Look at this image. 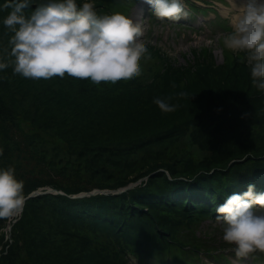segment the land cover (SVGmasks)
I'll return each instance as SVG.
<instances>
[{
    "label": "rangeland",
    "instance_id": "374dc122",
    "mask_svg": "<svg viewBox=\"0 0 264 264\" xmlns=\"http://www.w3.org/2000/svg\"><path fill=\"white\" fill-rule=\"evenodd\" d=\"M5 2L6 0H0V62H5L7 54L4 50L7 48L10 52L9 40L13 35L3 24L10 11L3 9ZM48 2L49 0H31V6L25 9V14L30 15L36 6ZM142 3L145 2H140L133 8L130 18L141 24L143 35L140 39L145 46L161 48L179 65L187 64L188 58L192 59L193 50L211 47L217 63L224 62L223 35L228 32L218 25L208 23L215 16L213 12L208 14L209 17L203 18L197 14L196 18L191 19L189 24L198 29L195 30L184 25L177 26L180 21H187V17L179 21H161L151 17V7L147 5L142 9ZM234 3L240 5L246 2L230 0L232 8ZM196 4L200 5V1ZM217 9L225 18L230 13L229 21L232 26L231 20L235 12L220 5ZM11 59L14 58H9V67L6 68L11 77L6 75L9 77L8 82H0V91H7L11 86L13 106H17L19 110L24 109L26 114L21 113L22 119L18 123L7 124L10 129L5 131L7 134H0V149L3 150L0 155V170L13 167L16 178L24 182L23 191L64 195L85 200L97 207L134 215H137L136 212L148 214L149 210L138 196L153 191L157 184H165V188L166 179L169 182L186 181L193 174L202 175L204 170L213 174L216 165L206 170L199 164L205 159V154L207 157L222 159L247 148L258 147L259 142L264 145V128L260 123H253L249 129L255 130L254 137L250 134V139L243 142V145L231 144L226 150L210 149L213 137L217 135L212 134L214 127L221 128L229 120V112L216 117L215 109L210 113L212 108H197L202 92H207V87L199 84V79L184 85L186 91L182 92L186 96L168 95L172 97L168 102L177 107L175 111L166 113L152 101L147 105H137L131 101V105L126 106L114 105L112 102L84 104L81 100L76 101V96L70 97L64 92L65 89L70 90L67 83L73 77L65 74L63 78L57 76L47 80L24 78L13 73ZM1 72L2 70L0 74ZM47 82L49 86H45ZM205 84L213 88L215 101H221L224 93H235L233 89H229L233 85H237L241 92L246 89L242 88L240 80L227 81L225 76L212 78ZM62 89L65 101L58 104L52 91ZM51 97L55 100H48ZM200 111L204 116H197ZM202 118L205 120L199 121ZM30 122L32 129L27 127ZM241 159L232 160L228 165ZM172 168H176V177L171 174ZM169 186L170 184L167 187ZM48 207L45 201L35 203L27 209L32 210V213L25 216L24 204L23 210L16 216L0 219V264H37L31 257L25 261L28 258L25 253L29 251L28 244L20 240V237L27 238L26 220L31 224L34 218H47L44 215ZM256 211L264 212V209L257 206ZM17 223L19 227L14 228ZM223 227L219 221L213 224L208 220L202 224L201 231L208 233L218 243L225 242L222 239ZM49 231L52 238H48L57 240V244L59 239L66 238L62 236L65 232L62 229ZM2 254H8L10 262L5 263L6 257ZM12 254H15L14 260ZM132 264L145 263L133 259ZM232 264L251 262L234 261Z\"/></svg>",
    "mask_w": 264,
    "mask_h": 264
},
{
    "label": "trees",
    "instance_id": "16d2710c",
    "mask_svg": "<svg viewBox=\"0 0 264 264\" xmlns=\"http://www.w3.org/2000/svg\"><path fill=\"white\" fill-rule=\"evenodd\" d=\"M139 1L141 0H76V3L78 7H82L84 3L92 2L95 11L101 16L120 12L130 18ZM186 4L190 18L196 12L208 11L197 7L191 0H186ZM149 15L155 17L151 11ZM217 23L230 30L221 19ZM178 25L186 24L181 22ZM222 46L225 55L222 64L217 63L211 47H202L193 50V57L187 59V64L179 65L161 48L149 45L146 47L151 59H141L140 76L120 80L115 84L101 82L99 85L90 79L73 78L67 83L70 90L65 89L64 92L70 97L76 96V101L81 100L84 104L112 102L114 105L126 106L133 101L137 105H147L156 98H166L186 91L184 85L199 79V84L207 87V92H202L197 108H212L210 113L215 109L216 117L229 112V120L221 128L214 127L212 134L217 135L213 137L210 146V149L226 150L231 144L243 145V142L250 139V134L254 137L255 130L249 129L251 124L260 123L264 128V91L254 86L250 68L244 59L245 53L229 50L224 44ZM6 75L11 77V73L3 69L0 82H8L9 77ZM224 76L227 81L240 80L242 88L246 89L241 92L237 85H233L229 89H233L235 93H224L221 101H215L213 88L205 82ZM45 86H49L48 82ZM10 89L11 86L7 91H0V122L3 123H0V134H7L5 131L10 130L7 124L18 123L22 119L21 113L26 114L24 109L19 110L17 106H13ZM63 90L52 91L58 104L65 101ZM54 98L48 100H55ZM197 116H204V113L200 111ZM201 120L205 118L199 121ZM32 126L31 122L27 125L31 129ZM259 143L258 147L247 148L222 159L207 157L205 154V159L199 164L206 170L216 165L213 174L204 170L202 175L193 174L186 181L169 182L166 179L165 188V184L155 185L153 191L138 196L149 210L148 214L136 212L137 215H134L104 209L85 200L64 195L47 193L28 198L25 201V216L32 213V210L27 209L35 203L45 201L49 207L44 215L47 218H34L31 224L26 220L27 238L20 237V240L28 244L26 246L29 251H25L28 258L25 261L31 257L37 264H132L133 259L145 264H229L227 256L212 253L228 243L216 242L208 233L201 231V226L208 220L213 224L217 223L216 206L223 204L227 196L242 194L249 185H254L257 193H264V145ZM204 149L207 151L206 146ZM240 158L241 161L228 165L230 161ZM174 171L176 168H172L171 174L176 177ZM31 193L32 191H23L24 199ZM15 227H19V224ZM48 229H62L65 231L62 236L66 238L59 239L57 244V240L48 238H52ZM14 239L19 241L16 237ZM2 256L6 257L5 263L10 262L8 254ZM11 256L14 260L15 254ZM261 259L257 255L252 261L258 263Z\"/></svg>",
    "mask_w": 264,
    "mask_h": 264
},
{
    "label": "clouds",
    "instance_id": "9594fccd",
    "mask_svg": "<svg viewBox=\"0 0 264 264\" xmlns=\"http://www.w3.org/2000/svg\"><path fill=\"white\" fill-rule=\"evenodd\" d=\"M157 20L179 21L187 17L182 0H144ZM31 0H6L9 10L3 24L13 35L10 52L0 70L9 67L13 73L30 79L63 78L90 79L94 84L117 83L142 73L140 61L151 59L139 22L120 12L98 15L92 3L78 7L76 0H49L34 8L30 15L25 9ZM237 12L231 23L233 30L223 35L229 50L245 53L254 86L264 91V0H246L233 5ZM209 43H212L209 41ZM243 62V61H242ZM187 94L179 93L183 97ZM168 98H156L162 112H173L176 105ZM3 150L0 149V155ZM24 182L15 176V169L0 170V219L13 217L24 204ZM264 193L249 185L242 194H231L216 206V219L222 222V239L235 245L238 258L264 252Z\"/></svg>",
    "mask_w": 264,
    "mask_h": 264
},
{
    "label": "water",
    "instance_id": "95a60500",
    "mask_svg": "<svg viewBox=\"0 0 264 264\" xmlns=\"http://www.w3.org/2000/svg\"><path fill=\"white\" fill-rule=\"evenodd\" d=\"M41 194H45L44 192H41V191H35V192H33V193H31L28 197H26L25 199H24V204H25V201L28 199V198H31V197H34V196H38V195H41ZM24 204H23V206H24ZM23 210V207H22V209H21V211ZM21 211H19V212H17L14 216H16L18 213H20ZM11 227L12 226H10L9 227V229H11ZM8 229V230H9Z\"/></svg>",
    "mask_w": 264,
    "mask_h": 264
},
{
    "label": "bare ground",
    "instance_id": "6f19581e",
    "mask_svg": "<svg viewBox=\"0 0 264 264\" xmlns=\"http://www.w3.org/2000/svg\"><path fill=\"white\" fill-rule=\"evenodd\" d=\"M145 6H146V3H143V4L141 5V8L143 9Z\"/></svg>",
    "mask_w": 264,
    "mask_h": 264
}]
</instances>
